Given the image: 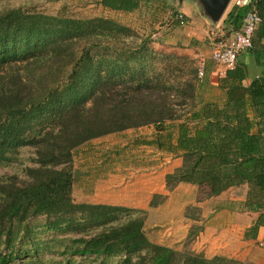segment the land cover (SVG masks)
Listing matches in <instances>:
<instances>
[{
  "label": "trees",
  "instance_id": "trees-1",
  "mask_svg": "<svg viewBox=\"0 0 264 264\" xmlns=\"http://www.w3.org/2000/svg\"><path fill=\"white\" fill-rule=\"evenodd\" d=\"M150 0H101L108 12L133 13ZM253 9L261 19L247 51L264 56V0L233 6L219 24L225 36L240 30ZM187 18L179 13L173 22ZM113 19L0 12V164L29 152L23 176L0 179V264H61L46 254L115 264H248L225 256L177 251L152 243L143 216L130 209L77 204L72 198V160L85 144L128 130L152 127V145L181 164L165 176L168 191L197 188L196 203L245 185L246 211L257 213L253 232L264 227V77L243 85L246 67L226 70L218 85H204L197 69L183 78V63L158 57L150 39L134 37ZM167 61L156 71L157 61ZM184 65V63H183ZM151 66V68H150ZM191 72V71H190ZM150 202L156 207L163 200ZM189 209H186L188 212ZM185 218L198 221L186 214ZM43 218V225L32 222ZM201 226H191L193 239ZM64 231L66 240L39 243L36 234ZM255 236H253L254 238Z\"/></svg>",
  "mask_w": 264,
  "mask_h": 264
},
{
  "label": "rangeland",
  "instance_id": "rangeland-1",
  "mask_svg": "<svg viewBox=\"0 0 264 264\" xmlns=\"http://www.w3.org/2000/svg\"><path fill=\"white\" fill-rule=\"evenodd\" d=\"M100 1L101 0H0V12L9 9L20 8L29 13H43L47 15L63 14L68 17L80 19L96 17H106L113 19L121 25L131 29V31L135 33L134 37L121 38L122 40L136 41L138 43L142 38H149L151 41L149 47L153 52L158 54V57L169 55L181 57L184 65L183 63H172L170 66L173 69L175 66L184 68L183 78L185 79L192 76V71H196L199 63L204 61L207 65V63L211 61V49L210 45L208 44V36L213 32V26L209 22H204L201 15L198 14L197 8L194 9L195 6L193 0H183L182 3H178L177 0H150L148 4L142 5L140 10L129 14L105 11L99 5ZM175 13H179L183 16V13H187L189 17L184 16L187 18V21L180 26H176V24L173 22V16ZM217 33L220 35H225L221 29L217 30ZM166 64L167 61L164 59L162 61H157L153 64L152 69L154 68L156 71H159L158 68L161 66L163 67V65ZM150 131V129H142L136 132L131 130L122 134H114L92 140L91 142L79 148V150H77L73 155L71 165L74 179L72 188V198L74 202L77 204H82L102 196V192H98L97 195H94L95 191H93V186H91L92 183H90V185L85 184L89 179V176L92 174V171L85 173L87 171L85 168L91 166V162L89 163V160L92 157H101V159H104L105 156L106 158L108 157L107 160H109L114 153L112 151H118L120 164L126 165L127 168L134 169L136 168L135 166L137 158L130 159L129 156L132 155L130 150L134 148L135 145L132 147H130V145H132V142H134V140L138 139L139 137H149ZM137 155L139 157L141 156V153L138 152ZM31 156L32 155L29 152H25L21 154V158L17 162L0 164V179L13 175L21 179L23 176L22 170L28 162L27 158ZM164 162L165 161H162V163ZM107 163L110 164V160L105 162L103 168L107 166ZM105 171L108 172L106 169ZM92 176L93 175H91V178ZM125 176L129 177V173L125 174L123 177ZM187 189H182L181 193L187 195V198L184 200L188 203L187 208L189 211L186 212V208L182 215H179L178 218L176 217L177 220L185 218V212L193 218H204L203 214L206 215L209 209H199L197 207L195 201L196 197L198 196L197 188ZM247 190V187L243 185L232 188L228 193H230L231 197L233 198L237 197L240 199H245ZM155 197L156 201H160L161 198L164 199L162 196H154L153 198ZM163 201L164 200L161 202ZM124 208L130 209L131 211H136V213H132L133 216H141L138 214V212H140L142 215L145 214L144 224L145 222L147 224L144 231L147 238L152 243L173 248L177 251H190L197 254H203L199 252L198 247L202 241L205 242L204 239H200L198 241L197 237L199 235L193 239L188 237V231L190 227L193 225L199 226V220L194 222L190 227H187L185 224L178 223L179 225L174 228V225H172L173 223L171 224L173 219L171 216H168L163 221V223L158 225L157 229L151 230L148 228V226H151L150 223L152 222L150 220L154 219H147L146 211L128 207ZM178 210L179 201L175 198L173 212H178ZM174 214L177 215V213ZM43 221V218H38L31 224L32 226L43 225ZM179 228H183L182 232H179ZM177 232L179 233L177 234ZM54 236L56 237V240L59 241L62 239L66 240L72 235L69 236L64 231H57L50 232L48 235L36 234L35 239H37L39 243H45L48 240L53 239ZM252 251V257L255 259V262L264 264V247H260L258 244H255ZM43 258L45 261H54L63 264V258L58 257L57 255L46 254ZM72 259L73 260L70 264H115V260L112 258L107 259L104 263L101 262L102 259L93 260L84 257H74ZM236 260L248 264H254L246 260H240L237 258Z\"/></svg>",
  "mask_w": 264,
  "mask_h": 264
},
{
  "label": "crops",
  "instance_id": "crops-1",
  "mask_svg": "<svg viewBox=\"0 0 264 264\" xmlns=\"http://www.w3.org/2000/svg\"><path fill=\"white\" fill-rule=\"evenodd\" d=\"M233 5L234 2L230 4L225 15ZM183 14L189 17L187 13ZM203 20L205 23H208L206 19L203 18ZM260 61L264 63V56H262ZM237 63L244 65L247 70V78L243 82V85L248 86L252 81L264 77V66L257 65L254 58L248 53L240 55ZM222 76V70L215 66L212 61L207 63V65L205 64L204 85L216 86ZM142 129H150V136L139 137L130 145V147L135 145L130 150L132 155L129 158L138 159V161L136 159V168L130 169L126 165L120 164L118 151H112L114 153L109 159L111 163H107L105 168H103V165L109 161L107 160L108 157L104 156L105 160L101 159V157H92L89 160L91 166L85 168L87 170L85 173L92 171L91 175L93 176L91 178L90 175L85 184L90 185L92 183L91 186H93V191H95L94 195L102 192V196L85 203L144 210L147 212V219H154L150 220L152 223H150V227L148 226L151 230L157 229L158 225L163 223L168 216L172 217L171 224L173 223L174 228L179 224H185L187 227H190L196 221L185 218L177 220V218L188 207V203L184 200L187 198V195L181 193V190L195 187L180 184L171 191L167 190L165 176L171 174L180 166L181 159L173 158L165 152L157 150L152 145L144 144L152 141L155 138L156 132L152 127L132 131L136 132ZM138 152L141 153L139 157L137 155ZM162 161L165 162L162 163ZM128 173L129 177H123ZM231 189L217 197L196 203L199 209H209L206 215L203 214L205 219L199 218V226L202 229L198 233L197 240L204 239L205 241H202L199 245V252L203 253L206 258L221 255L259 264L252 257V249L255 244L264 247V227H259L255 233L253 232L252 227L258 214L246 211L243 206L244 199L231 197L230 193H228ZM154 196H162L164 197V201L156 207H150V202ZM175 198L179 201L178 212H173ZM174 213H177V215ZM146 224L145 222L144 229H146ZM182 230L183 228H179V232H182ZM253 236L255 237L253 238Z\"/></svg>",
  "mask_w": 264,
  "mask_h": 264
},
{
  "label": "built area",
  "instance_id": "built-area-1",
  "mask_svg": "<svg viewBox=\"0 0 264 264\" xmlns=\"http://www.w3.org/2000/svg\"><path fill=\"white\" fill-rule=\"evenodd\" d=\"M232 2L236 7H249L251 4V0H232ZM260 23L261 19L257 12L251 9L243 18L240 30L230 36L217 33L220 23L213 27V32L208 36V44L211 49L210 59L222 70L223 74L226 70H232L236 66L239 56L252 48V39ZM204 74L205 63L202 61L197 68L198 79H202Z\"/></svg>",
  "mask_w": 264,
  "mask_h": 264
},
{
  "label": "water",
  "instance_id": "water-1",
  "mask_svg": "<svg viewBox=\"0 0 264 264\" xmlns=\"http://www.w3.org/2000/svg\"><path fill=\"white\" fill-rule=\"evenodd\" d=\"M182 3L183 0H177ZM198 14L216 27L224 17L232 0H193Z\"/></svg>",
  "mask_w": 264,
  "mask_h": 264
}]
</instances>
